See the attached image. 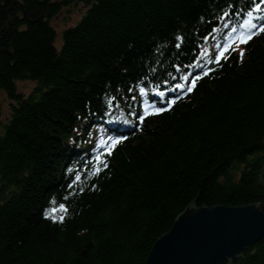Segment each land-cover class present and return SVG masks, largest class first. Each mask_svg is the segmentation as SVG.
<instances>
[{"label":"trees","instance_id":"trees-1","mask_svg":"<svg viewBox=\"0 0 264 264\" xmlns=\"http://www.w3.org/2000/svg\"><path fill=\"white\" fill-rule=\"evenodd\" d=\"M263 1L0 0V89L12 102L6 123L0 103V264H145L191 203L264 204V29L168 108L136 103L228 11ZM74 2L89 8L58 48L51 19ZM23 79L37 82L28 95ZM118 89L111 117L128 135L97 169L84 147ZM242 254L264 264V238Z\"/></svg>","mask_w":264,"mask_h":264},{"label":"water","instance_id":"water-1","mask_svg":"<svg viewBox=\"0 0 264 264\" xmlns=\"http://www.w3.org/2000/svg\"><path fill=\"white\" fill-rule=\"evenodd\" d=\"M264 238V204L211 208L191 203L153 245L145 264H239Z\"/></svg>","mask_w":264,"mask_h":264},{"label":"rangeland","instance_id":"rangeland-1","mask_svg":"<svg viewBox=\"0 0 264 264\" xmlns=\"http://www.w3.org/2000/svg\"><path fill=\"white\" fill-rule=\"evenodd\" d=\"M89 8V5H87L84 2H74L69 5H65L62 7L61 11L51 19V24L54 26L57 37H56V46L58 48H61L62 46V33L65 29L75 26L81 18L86 14L87 10ZM260 14H253V16H258ZM257 21L253 19L252 16L247 17L243 23L246 26H253ZM235 48L238 51H242V48L240 45L236 44ZM206 53L209 52V49L205 50ZM221 56V54L219 55ZM155 65L153 69H156ZM163 68H166V65L163 66ZM151 70V69H150ZM145 74H142L140 76V79H142V76ZM189 73H186V78L188 77ZM17 84V90L19 92H22L24 95H28L32 92V90L37 85L36 81L30 80V79H23L16 81ZM0 103L2 105V120L4 123L8 121L11 115V100L8 97L6 91L0 89ZM83 154V152H81ZM71 161H73V157H71Z\"/></svg>","mask_w":264,"mask_h":264},{"label":"bare ground","instance_id":"bare-ground-1","mask_svg":"<svg viewBox=\"0 0 264 264\" xmlns=\"http://www.w3.org/2000/svg\"><path fill=\"white\" fill-rule=\"evenodd\" d=\"M194 69H195V70H200V69H201V64H200V62H197V64L195 65ZM123 87H125V86H123ZM128 89H129V88H128ZM127 94L130 95V92H127Z\"/></svg>","mask_w":264,"mask_h":264}]
</instances>
